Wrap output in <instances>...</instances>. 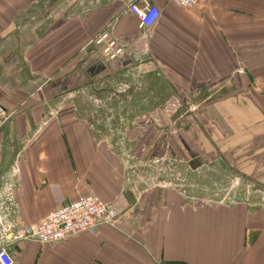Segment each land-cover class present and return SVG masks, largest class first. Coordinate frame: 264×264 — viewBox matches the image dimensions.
Returning <instances> with one entry per match:
<instances>
[{
  "label": "crops",
  "instance_id": "0c3cea01",
  "mask_svg": "<svg viewBox=\"0 0 264 264\" xmlns=\"http://www.w3.org/2000/svg\"><path fill=\"white\" fill-rule=\"evenodd\" d=\"M131 1L0 0V107L15 113L0 125V247L14 264H264V0L189 9L149 0L159 16L146 29ZM105 30L123 46L114 61L88 45ZM97 62L103 70L89 75ZM165 99L213 103L198 132L231 138L236 158L246 148L243 200L129 183L127 163L190 152L187 123L176 131L163 120L179 136L164 142L159 110L138 108L136 124L115 126L109 103ZM117 113L121 123L126 110ZM206 147L204 162L223 157V146ZM88 195L113 206L114 226L51 244L22 239L24 227Z\"/></svg>",
  "mask_w": 264,
  "mask_h": 264
},
{
  "label": "rangeland",
  "instance_id": "374dc122",
  "mask_svg": "<svg viewBox=\"0 0 264 264\" xmlns=\"http://www.w3.org/2000/svg\"><path fill=\"white\" fill-rule=\"evenodd\" d=\"M129 80L128 83H131L133 79L130 77ZM128 85L129 84L123 85L120 89L111 87L112 92H110L114 95L117 93H125V91L129 89ZM150 89L157 90L160 100L166 97L164 88L161 85H157L153 89L150 87ZM140 93H149V88L142 89ZM166 100L167 99L158 102H139L133 100L118 102L115 100L116 102L111 101L109 103L110 117L113 119V124L115 126H122L127 123L129 127L136 124L140 114V109L138 108H141L145 113L150 109L159 110L161 113V122L160 126H158L159 133L157 135L159 139L164 140V142L169 139L172 141L171 137H176V140H179V138H177L179 136L176 132L173 133L168 129V126L172 125V120L168 123L167 127L165 125L166 121L163 122V120L174 118L173 126H175L176 131L178 129L177 125H182L183 121L184 124L185 122L187 123L186 130H188L191 143L190 152L182 145L181 147L179 146L180 149L176 148L174 151L160 149L159 152L162 155L163 152H165L164 157L157 156L156 159H151L150 162H144L139 165L127 163L129 183L132 184V186H141L142 188L159 185L171 187L187 195L194 194L213 202L220 201L222 203H231L243 200L244 196H246L248 187L246 176H243L245 175V170L242 168V165H245L246 161V148L238 151L236 158V151L234 152L230 142L231 138L227 137L223 141H220V136H214L212 134L207 135L204 133L200 134V132H198L199 130L196 123H198L199 120H203L199 115H202V110L205 111L206 107L213 103H206L205 101H177L175 103H169ZM122 109H125L126 113H121L122 122L120 123L118 118L120 113L117 112L118 110L122 111ZM112 119L110 120L111 123ZM206 120L208 125L214 122V119L208 118ZM215 122L217 124L216 120ZM163 127H166L168 131ZM209 137H214V139H216L213 142V144H216V147L222 148L223 146L222 151L220 150L223 157L220 158L221 155L218 151V154L213 151V156H206L204 162L203 156L207 154V152H205V146L209 147L213 145ZM180 140L182 141V139ZM201 147L203 149L200 150ZM210 149L209 147V150ZM145 152L147 153V151ZM172 152H174V154ZM186 159L191 162L187 163Z\"/></svg>",
  "mask_w": 264,
  "mask_h": 264
},
{
  "label": "built area",
  "instance_id": "2783aa9c",
  "mask_svg": "<svg viewBox=\"0 0 264 264\" xmlns=\"http://www.w3.org/2000/svg\"><path fill=\"white\" fill-rule=\"evenodd\" d=\"M181 9H189L217 0H169ZM139 3V4H137ZM127 11L138 20V28L152 27L159 16L158 8L149 0H134L127 7ZM88 45L99 48L109 61L116 60L123 52V46L110 36L108 30L102 31L94 37ZM13 112L5 113L0 107V125L6 123ZM118 213L113 206L100 201L96 196L88 195L65 204L50 212L45 220L34 227H24L21 230L23 240H34L40 244H51L63 241L73 235L81 233H96L102 225L114 226L118 220ZM6 246L0 247V264H14Z\"/></svg>",
  "mask_w": 264,
  "mask_h": 264
},
{
  "label": "water",
  "instance_id": "95a60500",
  "mask_svg": "<svg viewBox=\"0 0 264 264\" xmlns=\"http://www.w3.org/2000/svg\"><path fill=\"white\" fill-rule=\"evenodd\" d=\"M103 68H104V66H103L102 62H97L87 72L89 73V75L93 76V75H96L97 73H99L101 70H103Z\"/></svg>",
  "mask_w": 264,
  "mask_h": 264
}]
</instances>
